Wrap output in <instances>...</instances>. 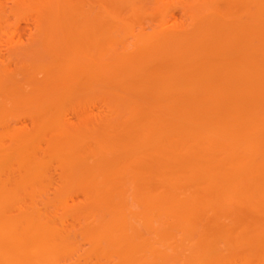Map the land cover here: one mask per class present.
Instances as JSON below:
<instances>
[{"label": "bare ground", "instance_id": "obj_1", "mask_svg": "<svg viewBox=\"0 0 264 264\" xmlns=\"http://www.w3.org/2000/svg\"><path fill=\"white\" fill-rule=\"evenodd\" d=\"M185 5L169 28L166 0L21 2L0 264H264V0Z\"/></svg>", "mask_w": 264, "mask_h": 264}, {"label": "rangeland", "instance_id": "obj_2", "mask_svg": "<svg viewBox=\"0 0 264 264\" xmlns=\"http://www.w3.org/2000/svg\"><path fill=\"white\" fill-rule=\"evenodd\" d=\"M24 0H0V18L2 29L0 30V67L14 68L17 64L16 54L28 49L30 41L37 35L36 23L40 13L38 8L21 9L20 4ZM170 10L164 17L165 27L174 28L187 22L189 15L186 9V0H166ZM158 21L148 17L143 27H150ZM100 104L94 109L98 111ZM71 119L73 114H69ZM28 115H20L12 120L13 124L20 126L30 125ZM59 171L53 169V177L58 179Z\"/></svg>", "mask_w": 264, "mask_h": 264}]
</instances>
